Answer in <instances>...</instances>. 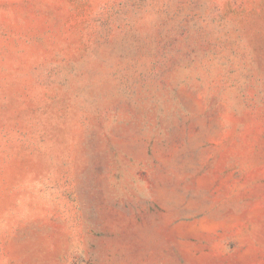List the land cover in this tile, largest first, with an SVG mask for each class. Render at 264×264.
Wrapping results in <instances>:
<instances>
[{"label": "rangeland", "instance_id": "374dc122", "mask_svg": "<svg viewBox=\"0 0 264 264\" xmlns=\"http://www.w3.org/2000/svg\"><path fill=\"white\" fill-rule=\"evenodd\" d=\"M0 264H264V0H0Z\"/></svg>", "mask_w": 264, "mask_h": 264}]
</instances>
